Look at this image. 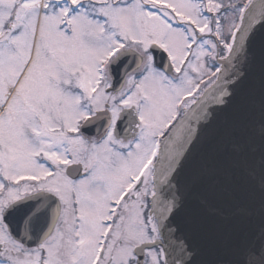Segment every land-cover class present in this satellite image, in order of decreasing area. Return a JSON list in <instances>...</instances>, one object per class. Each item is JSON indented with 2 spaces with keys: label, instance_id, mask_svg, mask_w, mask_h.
<instances>
[{
  "label": "snow or ice",
  "instance_id": "obj_1",
  "mask_svg": "<svg viewBox=\"0 0 264 264\" xmlns=\"http://www.w3.org/2000/svg\"><path fill=\"white\" fill-rule=\"evenodd\" d=\"M0 264H264V0H0Z\"/></svg>",
  "mask_w": 264,
  "mask_h": 264
}]
</instances>
